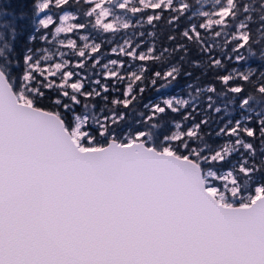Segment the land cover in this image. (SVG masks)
I'll list each match as a JSON object with an SVG mask.
<instances>
[{
  "label": "snow or ice",
  "instance_id": "6c2138e0",
  "mask_svg": "<svg viewBox=\"0 0 264 264\" xmlns=\"http://www.w3.org/2000/svg\"><path fill=\"white\" fill-rule=\"evenodd\" d=\"M0 264H264V0H0Z\"/></svg>",
  "mask_w": 264,
  "mask_h": 264
},
{
  "label": "trees",
  "instance_id": "16d2710c",
  "mask_svg": "<svg viewBox=\"0 0 264 264\" xmlns=\"http://www.w3.org/2000/svg\"><path fill=\"white\" fill-rule=\"evenodd\" d=\"M19 3L21 4V6L24 3V0H19ZM19 10V9H17ZM28 32L25 31L23 35L19 36L17 41L15 42V48L17 52H20L22 49H24V46L26 44V38H27ZM15 71H19L18 69ZM172 94H180L183 95V93L181 92V90L179 88L175 89ZM155 94L152 92H146L145 93V100H148L149 98L153 97Z\"/></svg>",
  "mask_w": 264,
  "mask_h": 264
},
{
  "label": "rangeland",
  "instance_id": "374dc122",
  "mask_svg": "<svg viewBox=\"0 0 264 264\" xmlns=\"http://www.w3.org/2000/svg\"><path fill=\"white\" fill-rule=\"evenodd\" d=\"M55 49H53V51H54ZM173 95H175V94H173Z\"/></svg>",
  "mask_w": 264,
  "mask_h": 264
}]
</instances>
